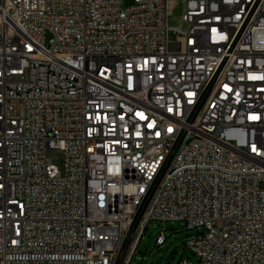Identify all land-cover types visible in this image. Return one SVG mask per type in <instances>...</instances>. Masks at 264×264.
I'll use <instances>...</instances> for the list:
<instances>
[{"label": "built area", "instance_id": "1", "mask_svg": "<svg viewBox=\"0 0 264 264\" xmlns=\"http://www.w3.org/2000/svg\"><path fill=\"white\" fill-rule=\"evenodd\" d=\"M184 1L0 0V264H264V0Z\"/></svg>", "mask_w": 264, "mask_h": 264}, {"label": "rangeland", "instance_id": "2", "mask_svg": "<svg viewBox=\"0 0 264 264\" xmlns=\"http://www.w3.org/2000/svg\"><path fill=\"white\" fill-rule=\"evenodd\" d=\"M135 1L123 0V4L128 6ZM184 7V0H170L169 22L171 25H184L180 21ZM170 38H173V35ZM48 155L60 171L64 172V152L59 149H50ZM196 231L197 229H187L182 221H151L129 264H177L181 259H190L194 264H200L198 255L187 245V240L195 235ZM161 232L166 239L162 244L157 245L156 239Z\"/></svg>", "mask_w": 264, "mask_h": 264}, {"label": "water", "instance_id": "3", "mask_svg": "<svg viewBox=\"0 0 264 264\" xmlns=\"http://www.w3.org/2000/svg\"><path fill=\"white\" fill-rule=\"evenodd\" d=\"M198 233H199V234H202V232H200V231H199Z\"/></svg>", "mask_w": 264, "mask_h": 264}]
</instances>
